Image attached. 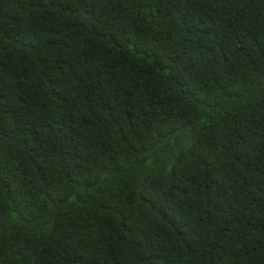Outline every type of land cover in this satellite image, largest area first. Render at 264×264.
Segmentation results:
<instances>
[{"label": "trees", "instance_id": "obj_1", "mask_svg": "<svg viewBox=\"0 0 264 264\" xmlns=\"http://www.w3.org/2000/svg\"><path fill=\"white\" fill-rule=\"evenodd\" d=\"M0 264H264V0H0Z\"/></svg>", "mask_w": 264, "mask_h": 264}]
</instances>
